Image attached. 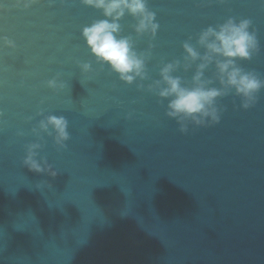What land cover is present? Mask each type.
<instances>
[{
  "label": "water",
  "instance_id": "95a60500",
  "mask_svg": "<svg viewBox=\"0 0 264 264\" xmlns=\"http://www.w3.org/2000/svg\"><path fill=\"white\" fill-rule=\"evenodd\" d=\"M147 4L154 38L138 35L131 16L120 21V35L148 54L147 79L127 84L101 69L81 36L104 18L99 10L0 0V36L15 43L0 41V264H264V89L248 109L225 89L219 122H186L184 133L166 115L170 98L148 89L175 61L172 75L192 87L200 61L186 71L183 44L203 55L199 33L230 17L251 20L259 51L236 63L264 79V0ZM77 61L94 71L83 74ZM215 71L209 65L204 77L221 88ZM54 77L63 88L47 86ZM48 115L67 119V148L39 130ZM31 143L55 177L22 165Z\"/></svg>",
  "mask_w": 264,
  "mask_h": 264
},
{
  "label": "clouds",
  "instance_id": "9594fccd",
  "mask_svg": "<svg viewBox=\"0 0 264 264\" xmlns=\"http://www.w3.org/2000/svg\"><path fill=\"white\" fill-rule=\"evenodd\" d=\"M35 2L36 0H16L14 6L28 8ZM80 2L99 10L104 17L94 20L81 30L86 46L96 58V63L101 65V69L107 65L111 72L116 73L119 79L127 84L136 82L137 78L147 79L145 66L148 54H138L133 48L131 38L120 35V21L127 14L136 20L133 27L138 35L151 34L153 38L155 37L159 24L156 22L155 13L149 10L147 0H80ZM251 23L249 19L237 21L230 17L215 28L209 26L204 29L199 33L197 40L198 45L205 50L203 55L190 43L183 44L186 53L185 70L187 71L192 63L200 61L192 77V87L183 86L180 77L172 75L180 66L179 61L164 64L160 69L161 80L148 86L149 91L158 89L157 94L161 98H170L166 115L177 120L182 133L188 130L186 122L197 126L219 122L220 111L216 107V100L226 95L225 89L235 90V94L242 98L241 107L244 109L256 103L257 94L264 89V79L254 72L244 71L236 63L237 60H250L252 55L259 51L256 32L249 31ZM0 41L7 47H15L14 41L6 36H0ZM211 64H215V77L219 80L221 88L210 87L212 80L204 77L205 70ZM77 65L83 74L94 71L90 62L77 61ZM46 83L52 89L64 87L63 83L58 82L57 77ZM38 127L40 131L52 136L58 150L67 148L66 141L70 135L68 121L64 116L48 115L39 121ZM33 132L37 133V129L33 128ZM40 148L39 143L28 144L22 165L38 174L55 177L58 173L47 159L37 158Z\"/></svg>",
  "mask_w": 264,
  "mask_h": 264
}]
</instances>
